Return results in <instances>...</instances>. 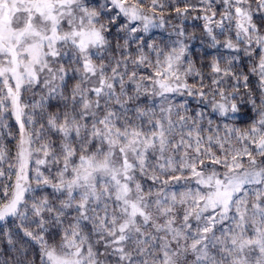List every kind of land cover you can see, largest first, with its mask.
Returning a JSON list of instances; mask_svg holds the SVG:
<instances>
[{
  "label": "snow or ice",
  "instance_id": "6c2138e0",
  "mask_svg": "<svg viewBox=\"0 0 264 264\" xmlns=\"http://www.w3.org/2000/svg\"><path fill=\"white\" fill-rule=\"evenodd\" d=\"M0 264H264V0H0Z\"/></svg>",
  "mask_w": 264,
  "mask_h": 264
}]
</instances>
